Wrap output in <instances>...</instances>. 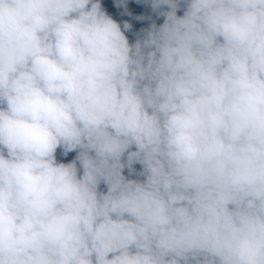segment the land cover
<instances>
[{"label":"clouds","instance_id":"obj_1","mask_svg":"<svg viewBox=\"0 0 264 264\" xmlns=\"http://www.w3.org/2000/svg\"><path fill=\"white\" fill-rule=\"evenodd\" d=\"M0 264H264V0H0Z\"/></svg>","mask_w":264,"mask_h":264}]
</instances>
